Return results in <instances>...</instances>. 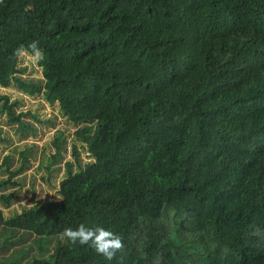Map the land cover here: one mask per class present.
Returning a JSON list of instances; mask_svg holds the SVG:
<instances>
[{"label":"trees","instance_id":"16d2710c","mask_svg":"<svg viewBox=\"0 0 264 264\" xmlns=\"http://www.w3.org/2000/svg\"><path fill=\"white\" fill-rule=\"evenodd\" d=\"M11 84L79 126L58 197L7 216L31 146L2 156L0 264H264V0H0ZM20 103L0 93L17 130L50 120ZM82 224L123 247L107 260L62 235Z\"/></svg>","mask_w":264,"mask_h":264},{"label":"rangeland","instance_id":"374dc122","mask_svg":"<svg viewBox=\"0 0 264 264\" xmlns=\"http://www.w3.org/2000/svg\"><path fill=\"white\" fill-rule=\"evenodd\" d=\"M37 55H30L21 52L18 57L20 66H25L24 73L21 74L25 79H32L38 83H42L41 69L36 63ZM0 93H6L9 99L17 98L21 101L17 110L31 109L36 110L40 117L50 119L47 122L37 123L30 116H25L26 120L32 122L35 128V133L30 129L17 130L15 123H9L6 120L5 113H0V161L5 153L12 152L14 159L18 157V151L30 144V158L26 168L18 175L22 182L21 186H14L17 193L11 198L8 207H3L4 215H9L12 211H19L24 206H29L33 201L42 202L46 200L56 199L58 197V181L64 174V161L71 159L70 143L74 140V130L79 126L66 120L63 115L59 113L56 103H47L40 94L35 96L25 95L18 91L14 85L7 87L0 86ZM61 131L62 138L65 140L62 145L61 158L52 164L50 172L44 169L45 162L54 152L51 144V139L55 131ZM2 138V139H1ZM80 156L83 161L89 158L83 146L77 144ZM44 151V156L41 152ZM16 162L14 160L13 165ZM12 188L7 189L11 190ZM33 199V200H32ZM25 250H29L31 242L23 245ZM20 250V246L16 247ZM10 251V249L8 250ZM23 252V251H22ZM21 252V253H22ZM33 253L36 254V249L33 246L32 250L28 251L29 257ZM47 255V254H46Z\"/></svg>","mask_w":264,"mask_h":264},{"label":"clouds","instance_id":"9594fccd","mask_svg":"<svg viewBox=\"0 0 264 264\" xmlns=\"http://www.w3.org/2000/svg\"><path fill=\"white\" fill-rule=\"evenodd\" d=\"M30 47L39 55L38 42L33 41ZM62 235L73 245H90L107 260H111L123 247L121 237L101 225L90 227L82 224L75 229H65Z\"/></svg>","mask_w":264,"mask_h":264}]
</instances>
